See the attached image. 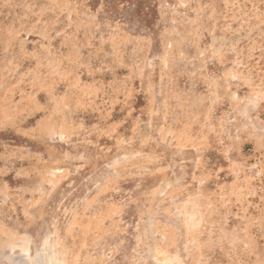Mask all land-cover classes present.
<instances>
[{
	"label": "rangeland",
	"instance_id": "rangeland-1",
	"mask_svg": "<svg viewBox=\"0 0 264 264\" xmlns=\"http://www.w3.org/2000/svg\"><path fill=\"white\" fill-rule=\"evenodd\" d=\"M0 264H264V0H0Z\"/></svg>",
	"mask_w": 264,
	"mask_h": 264
}]
</instances>
